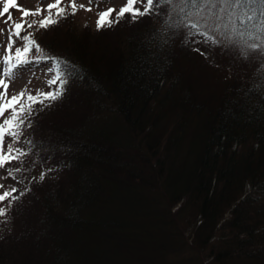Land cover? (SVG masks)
Here are the masks:
<instances>
[{
    "label": "trees",
    "instance_id": "obj_1",
    "mask_svg": "<svg viewBox=\"0 0 264 264\" xmlns=\"http://www.w3.org/2000/svg\"><path fill=\"white\" fill-rule=\"evenodd\" d=\"M109 1L75 0L72 15L62 0L66 18L21 32L61 62L67 83L35 106L16 145L27 154L8 165L20 169L19 199L0 232V264H264V2L158 0L98 30L92 10L113 8L114 19L126 4ZM80 5L91 9L85 21ZM181 8L228 24L232 41L206 42ZM245 9L255 19L241 23ZM39 62L48 65L20 69L47 73L40 90H53L54 60Z\"/></svg>",
    "mask_w": 264,
    "mask_h": 264
},
{
    "label": "snow or ice",
    "instance_id": "obj_2",
    "mask_svg": "<svg viewBox=\"0 0 264 264\" xmlns=\"http://www.w3.org/2000/svg\"><path fill=\"white\" fill-rule=\"evenodd\" d=\"M157 2L158 0H146V2L145 0H126V4L120 8L114 19L112 18V13L115 9L108 8L107 10L98 13L97 29L99 30L102 27H111L114 23H117L120 19L124 18L125 14H130L131 19L136 21L138 18L153 11ZM168 2L173 3V0H168ZM179 2L187 5L189 3H196V0H179ZM202 2L207 5L213 3L214 0H202ZM262 2H264V0H262ZM220 3L226 6L230 5L234 9L235 7L241 6L244 3V0H220ZM137 4H141L143 11L136 7ZM2 5L0 17L8 14L11 8L17 7V0H2ZM70 7L72 9L71 14L74 15L77 11L75 0H70ZM79 7L84 8L87 11H91L90 8H87L84 5H80ZM47 9L48 15L39 21L33 19L31 22H28L27 20L29 16L35 17L41 14L42 10L39 6L35 10L21 8L20 10L22 12V16L20 22L13 21L11 15H8L7 20L5 21V23L12 21V24L8 29V42L5 55L0 58V66H2V71H0V77H2L0 78V88L3 89V91L0 92V117H4L6 111H11L10 116L4 118L3 122L0 123V169L5 168L7 164H10L13 161L20 160L27 154L15 145L23 135V126L25 125V122L28 121L35 112V106L37 104H39L41 108L50 106L51 102L60 99L65 91L67 75L61 67V62L56 58L45 55L44 49L37 43L34 38V34L31 31H29L26 35L21 36V32L25 31V25L27 29H33L34 27L37 29H47L48 27L58 23L61 18H66V16L69 15L66 8L62 6V0H55V3L48 4ZM53 9L56 10L55 15L53 14ZM180 11L187 17L186 23L188 27L195 29L197 33H200L201 28L206 29V31L200 33L205 37L206 42L222 46L225 42L232 41L234 29H230L228 24L216 22L209 25L207 19H205L203 24H201L199 20L193 21L191 17L193 15L202 16V12H185L183 8H181ZM225 11H228V20L231 22L232 16L235 14L234 11H229L227 8L223 7L220 9L221 13H224ZM261 15L264 16V9L261 10ZM208 19H211V17H208ZM222 19V16H217V21H221ZM244 19L248 21L255 19V10L245 9L244 15L241 18V23ZM222 28L224 29L223 32H221ZM260 28L261 30H264V23L260 25ZM2 32L3 30H0V34H2ZM211 32L220 33L223 39H217L211 35ZM13 37L16 39H13ZM17 40L22 41L23 44L22 47H15L13 52V47L16 45ZM261 46L262 45L257 43L246 45V47L251 49H256ZM33 51L35 52V55H32ZM42 59L54 60L53 67L49 69V71H52L54 75L47 81V83L49 85H56V87L47 92L37 90L35 95L25 88L18 94L9 97V81L17 76L18 70L33 60L39 62ZM28 126H30V124ZM6 137L10 138L11 142L7 143L5 147ZM13 171L19 172L20 169L16 168L14 170H9L8 175L11 176ZM40 178L43 179L44 176L41 175ZM3 187V185H0V188ZM16 191L17 189L14 187L10 190L4 191L0 194V203L11 197L9 200L10 207L12 202L19 199L18 196L13 195ZM20 195H23V193H20ZM6 215L7 208L0 207V217Z\"/></svg>",
    "mask_w": 264,
    "mask_h": 264
},
{
    "label": "rangeland",
    "instance_id": "obj_3",
    "mask_svg": "<svg viewBox=\"0 0 264 264\" xmlns=\"http://www.w3.org/2000/svg\"><path fill=\"white\" fill-rule=\"evenodd\" d=\"M51 1L52 0H42L39 3L36 0H17V7H18L17 9L20 12H21L20 10L21 8L28 9V10H35L38 6L40 8L46 7ZM76 1H78L79 4H89L92 2V0H76ZM109 2H110V5H115L116 3L117 4L120 3L121 0H110ZM2 6H3L2 0H0V10H2ZM13 10L14 9L11 8L8 14H5L4 16L0 17V30H3L2 34H0V58H2L5 55V50H6L7 42H8L7 41L8 29L10 28L11 22H12V21H9L8 23H5V21L7 20L8 15H11L13 17V14H12ZM80 10H81L80 14L83 15V17L80 15V18L82 19V21L87 20L89 16L87 15L88 11H86L84 8H81ZM31 17L33 16H29L27 19L30 20ZM90 17L92 19V24L94 25V20L98 19V13L92 10ZM13 39L15 38L13 37ZM13 52H14V47H13ZM46 64L48 65V63L38 62V64L36 65H39L40 67H46L45 66ZM25 68H26L25 70L19 69L17 76L13 78L11 81H9V89H8L9 97H11L12 95L18 94L22 89H25V88L29 92H31L33 95H35L36 91L42 88V83L45 81V77H48L47 73L35 72L32 70L33 68H37V67L31 66L30 68L29 67H25ZM0 71H2V66H0ZM2 91L3 89L0 88V92ZM10 111L11 110L6 111L4 117H0V123L3 122L4 118H7L10 116ZM9 142H11L10 138L6 137L5 147H6V144ZM17 143L18 142H16V145ZM10 164H7L5 168L0 169V185L4 186L3 188H0V194H2L4 191L10 190L13 187L17 189V187H15L12 176L8 175V172L10 170L8 165ZM0 207L7 208V215L0 217V223H4V225L0 227V232H3V230L8 229V224L11 223V220H12V224L14 223L15 214L13 211V205L11 204V206L9 207V199H6L4 202L0 203ZM12 215H13V219H12Z\"/></svg>",
    "mask_w": 264,
    "mask_h": 264
}]
</instances>
